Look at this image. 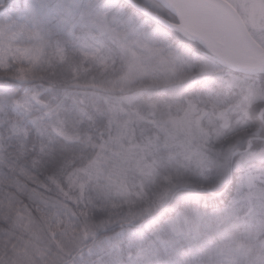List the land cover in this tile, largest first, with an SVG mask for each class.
I'll list each match as a JSON object with an SVG mask.
<instances>
[{
  "label": "trees",
  "instance_id": "16d2710c",
  "mask_svg": "<svg viewBox=\"0 0 264 264\" xmlns=\"http://www.w3.org/2000/svg\"><path fill=\"white\" fill-rule=\"evenodd\" d=\"M30 1L0 2V27L7 26L10 8L45 26L38 38L32 20L24 24L20 45L29 59L0 63V264H33L40 254L53 260L66 238L89 232L88 223L95 225L89 236L96 239L79 252H63L59 264H264V159L241 162L249 152L264 150V71L233 72L194 40L147 20L124 0H101L93 9L111 3L118 29L132 33L126 26L135 20L196 61L193 72L202 64L211 69L196 76L184 70L183 86L145 78L122 91L111 82L129 57L108 34L87 24L68 27L52 17L54 10L45 14ZM135 1L177 21L153 0ZM248 29L264 45V28ZM188 100L205 111L200 124L207 140L179 129L166 140L159 122L178 115ZM110 108L121 123L131 116L134 131L131 141H121L125 148L149 140L155 147L130 160L116 156L118 146L107 143L117 129L109 123ZM218 110L227 123L216 118ZM241 128L248 133L247 151L234 135ZM93 160L95 168L89 167ZM252 190L261 195L256 204L245 198ZM123 223L131 225L117 227Z\"/></svg>",
  "mask_w": 264,
  "mask_h": 264
},
{
  "label": "rangeland",
  "instance_id": "374dc122",
  "mask_svg": "<svg viewBox=\"0 0 264 264\" xmlns=\"http://www.w3.org/2000/svg\"><path fill=\"white\" fill-rule=\"evenodd\" d=\"M3 1L4 0H0V2ZM226 1L230 3L234 8L236 7L238 12L244 19L245 5L250 3L251 0ZM30 2L37 7L39 6L40 10L45 14H49L54 10V14L52 15V17L57 18L59 16L60 20L68 24V27H73V25H75L76 23L92 25L101 33L108 34L121 47L122 51L126 53L128 57H130L131 53L134 52L139 59L142 75L140 78L135 79L132 83L128 84L123 90H125L129 85L133 84L134 82L145 78H153L155 80L160 79L164 84L173 81L179 83V86H183L184 82L182 78V73H184V70L189 69L192 71L197 68L196 61L185 57L184 55L174 50H171L169 45H164L162 41L147 32L145 30L147 28L135 25V20L129 21L126 26L129 27V31H131L132 33H128L127 31L118 29V27L114 25L115 19H113L112 12L108 10V7L111 5V3H108L105 7H103V4V11H98L94 10L93 7L95 5L100 6L101 0H32ZM52 5L56 7H52ZM9 10L11 13L10 15H8V19L3 20V22L8 23L7 26L1 25L0 27V38H2V40L0 39V63H3L7 57L23 60L26 58L29 59L30 54H27V49L20 45V37L22 35V32L27 31V28L24 26L25 23L32 20L33 26L37 32L36 37H38L39 34H41L45 30V26L37 23L39 25L38 26L32 16H30L28 20H24L25 17H23L24 13L22 12V10L14 8H10ZM177 14L178 21H176L175 23L170 21V24H178L177 26L180 27L179 23L182 24V22H187L184 17H187V15H189L190 13L178 11ZM251 27L254 28L255 26L251 25ZM262 37V35L260 37L258 35L259 39ZM209 40L217 48V53L219 55H223L225 50L223 40L220 41V39L217 38L215 34H213L212 38L210 37ZM34 45L35 44H33L32 46ZM199 66L200 67L198 68L197 72L192 71L193 76L205 75L206 72L211 71V69L205 68V65L203 64ZM202 114H205L204 110H202V112H200L199 114L200 121ZM215 116L217 119H220L217 113ZM237 119L238 118H236L235 121H237ZM177 129L187 132V130L183 128ZM187 137L191 138L188 133ZM228 179L229 177L226 178V181ZM261 193L264 192L261 191ZM260 196L261 195L258 192L252 190L247 192L245 198L248 200L249 198H255L250 201L255 200L256 204V199H258ZM59 224L60 221H57L56 225ZM126 225V223H123L119 224L118 227L121 228ZM86 228L89 230V232H87V230L85 231V229H82L80 233L76 234L75 236L71 238H66L64 247L61 250H56L57 253H53V260L48 259V261L46 262V255L40 254L36 258V260H34L33 264H38V262L42 264H59L61 254L63 252L64 255H70L72 253V249L78 252L81 251L85 245H88L94 241V239L92 238L94 234L91 236L92 239L89 235L92 234V230L95 231V225L88 223ZM97 229L100 230L104 228L101 225ZM85 233H87V235H85ZM115 234L116 233L112 234L110 237L114 236ZM89 239L91 240L89 241ZM48 243L50 245H53L52 239Z\"/></svg>",
  "mask_w": 264,
  "mask_h": 264
},
{
  "label": "water",
  "instance_id": "95a60500",
  "mask_svg": "<svg viewBox=\"0 0 264 264\" xmlns=\"http://www.w3.org/2000/svg\"><path fill=\"white\" fill-rule=\"evenodd\" d=\"M124 1L139 13L146 16L147 19L161 26H170V23L166 19L152 12L147 7L134 0ZM154 1L177 16L178 11L189 12L190 14L184 17L187 22L179 23L180 27L176 25V28L199 42L228 69L234 72L264 71V68L254 66L256 58L252 55V52L256 50L255 46L260 44L252 37L248 29V35L251 40L255 41V45L244 40L242 35L245 27L244 21L236 9L226 0ZM213 34L224 42L225 50L223 55L217 53V48L209 40ZM237 153V151L234 152L232 157ZM63 264H66V262Z\"/></svg>",
  "mask_w": 264,
  "mask_h": 264
},
{
  "label": "snow or ice",
  "instance_id": "6c2138e0",
  "mask_svg": "<svg viewBox=\"0 0 264 264\" xmlns=\"http://www.w3.org/2000/svg\"><path fill=\"white\" fill-rule=\"evenodd\" d=\"M248 25H252L258 28H264V0H251L250 3L245 5V16H244V31L242 33L243 38L245 41L250 42L251 44L255 45V41L251 40L250 36L247 32ZM106 27V26H105ZM256 50L252 52V55L256 58L255 67L264 68V45H256ZM62 51V50H59ZM90 55L89 53H85L87 57ZM61 59L63 56L61 55ZM103 63V61H101ZM32 69H29L31 72ZM75 71V70H73ZM142 75L139 59L136 54L133 52L131 53L129 59L126 61L125 67L121 70V73L116 81H112V84H119L121 90H123L128 84L132 83L135 79L140 78ZM207 103H211L213 108H217V105L212 101H207ZM116 109L110 108L109 112L112 113L109 119V123L112 122L117 123V129L115 135L109 136L108 144L115 143L119 150L115 153L116 156L120 157L121 160H130L133 158H137L141 154H143L146 150L150 147H155V140H149L147 144L140 146L135 144H129V147L125 148L123 143L121 142L123 139L127 138L131 141L130 133H133L129 125L131 124V116L129 120L123 121L122 123L117 120L116 117ZM119 111H123L120 109ZM178 115L173 116L169 113L168 118L166 120H162L159 122V127L165 133L166 140L168 138L173 137V130L177 128H183L187 130V133L190 137L200 140L206 141L208 138V131L206 128L201 127L200 124V115L197 113L202 112V109L197 107V103L188 100L186 106L178 107L176 109ZM218 116L222 119H225V123H227L225 114L223 111L217 112ZM137 119H142L139 114H136ZM155 123V121H154ZM87 142V141H86ZM251 147V145H249ZM101 148L105 147V145H100ZM195 152V149H192ZM229 154H226L225 159L229 158ZM248 157H254L258 159H264V150L259 152H249L248 156L242 157L241 162L246 160ZM142 158V157H141ZM200 163L203 165L206 161L201 158ZM97 166V161L93 160L89 162V167L95 168ZM75 171H85V169H76ZM72 175L71 173L69 174ZM75 182V181H73ZM55 183V181H54ZM59 186V185H58ZM83 188V185H80ZM264 195V193H261ZM163 199V198H161ZM87 235V233H85Z\"/></svg>",
  "mask_w": 264,
  "mask_h": 264
},
{
  "label": "clouds",
  "instance_id": "9594fccd",
  "mask_svg": "<svg viewBox=\"0 0 264 264\" xmlns=\"http://www.w3.org/2000/svg\"><path fill=\"white\" fill-rule=\"evenodd\" d=\"M234 135L236 137L237 142L240 144V147L244 151H247L248 147L246 137L248 136V133L246 132V130L244 128H241L239 131H236Z\"/></svg>",
  "mask_w": 264,
  "mask_h": 264
},
{
  "label": "bare ground",
  "instance_id": "6f19581e",
  "mask_svg": "<svg viewBox=\"0 0 264 264\" xmlns=\"http://www.w3.org/2000/svg\"><path fill=\"white\" fill-rule=\"evenodd\" d=\"M221 41V40H220Z\"/></svg>",
  "mask_w": 264,
  "mask_h": 264
}]
</instances>
